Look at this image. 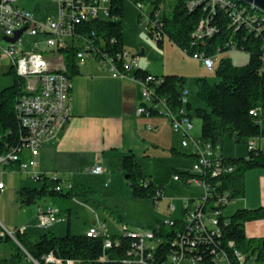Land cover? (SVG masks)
<instances>
[{"label":"trees","instance_id":"obj_1","mask_svg":"<svg viewBox=\"0 0 264 264\" xmlns=\"http://www.w3.org/2000/svg\"><path fill=\"white\" fill-rule=\"evenodd\" d=\"M126 0H109L110 12L115 18L96 19L86 22L84 30L88 37L94 38L100 54L112 56L119 67L123 59L119 56L126 49L124 43V16ZM135 5H143L148 16V33L159 47L165 39L179 46L187 54L204 53L217 55L231 49L248 53V60L243 65H235L230 58L223 56L218 60L216 74L220 80L210 83L206 77L197 79L198 94L204 106L193 108L188 101H181L182 89L187 86V77L177 73H168L156 85V94L166 96L168 105L175 111L182 107L192 118L194 114L202 120L201 139L220 142L226 137L239 143H247L250 138L264 136V17L257 9L244 5L237 0H227L226 5H216L210 0H130ZM245 10L246 19L236 20L238 10ZM139 9V20H143V11ZM257 15L253 18L252 15ZM201 24H203L201 26ZM212 29L211 32H207ZM95 34L92 35L91 32ZM65 56L67 75L79 71L76 50L73 46L59 49ZM9 72L14 75L12 85L0 89V154L11 149H18L24 144L28 130L16 110L18 96L22 93L25 79L19 77L14 67ZM150 74L138 67L136 77ZM157 76V75H156ZM255 110L256 113H252ZM152 115L158 111L150 107ZM193 155V154H192ZM223 158L235 166L233 173L219 177H210V182L217 191L229 190L235 197L245 194V174L249 169L264 167V148L248 149L246 156L232 157L223 152ZM122 171L128 175L127 182L134 197L160 198L158 190L164 185L155 183L145 175L135 153L123 156ZM182 177L196 176L191 171L178 172ZM188 175V176H187ZM39 186L22 185L17 190L21 206H29L44 197L73 198L88 197L97 194V190L85 183H69L58 176L38 173ZM215 190V192H217ZM217 197L216 193L213 196ZM210 195V198H213ZM225 208V207H224ZM223 208L217 228L196 229L189 234V223L175 218L172 226H154L156 246L152 249L154 264H160L171 253L183 251L186 257L200 260L203 264H213L215 256L225 252L231 264H241L234 250L240 249L246 256L255 255L258 264H264V238L249 236L246 223L255 219H264V206L258 208L239 207L233 212ZM59 213V212H58ZM162 220L158 219V223ZM125 223H122V225ZM0 225V230H1ZM16 229V239L9 234L0 240L12 241L14 251L10 259H0V264H20L23 255L26 264H36L29 260L30 255L38 264H56L46 261L52 253L63 262L73 260L74 264H126L137 238L126 230L111 234L113 245L106 247L101 236L75 234L68 220L66 233L59 235L47 230L37 237L26 231ZM233 245H230V242Z\"/></svg>","mask_w":264,"mask_h":264},{"label":"built area","instance_id":"obj_2","mask_svg":"<svg viewBox=\"0 0 264 264\" xmlns=\"http://www.w3.org/2000/svg\"><path fill=\"white\" fill-rule=\"evenodd\" d=\"M17 0H0V60L8 59L14 67L16 74L25 79L22 93L19 94L16 103L23 125L28 130L22 147L11 149L0 154V172L5 169L16 170L25 173L34 179L38 173L33 171L42 143L48 140L57 139L61 131L71 120V79L67 75L65 56L59 51L62 47L73 46L76 50V60L82 62L86 56L97 57L103 65H107L114 76H133L141 84V103L137 108L138 114H151L150 107L156 109L158 114L166 116L176 131H182L184 138L183 146H190L194 156L192 173L196 176L182 177L176 173V180H184L189 185L194 181L203 190V195L184 198L182 221L189 223V234L193 231L191 226L195 224L196 229L217 228L219 216L228 201H236V197L229 190L217 191L216 186L210 182V177H219L233 173L235 166L223 158V145L220 142L213 143L211 140L201 139L191 135L194 128L193 119L187 114L184 107L175 111L168 103L166 96L156 94V85L161 78L154 74L145 77H136L134 72L139 67L140 55L135 52H127L125 49L121 55L123 66L119 67L113 57L99 53L95 39L88 37L84 30L86 22L96 19L115 18L110 12L109 0H56L59 3L57 16H49L44 20H37L31 10L16 5ZM213 6L226 5L227 0H210ZM139 9H145L143 5ZM253 8V7H252ZM254 9V8H253ZM143 11V21L147 23L148 16ZM245 10H238L236 20L246 19ZM259 11V10H258ZM264 17V13L259 11ZM257 18V15H252ZM203 24H201L202 26ZM23 32L15 41L6 40L5 37H14L16 32L23 29ZM208 29L207 32H211ZM95 34L94 31L91 32ZM25 35L34 36L32 42L25 45ZM234 49V48H233ZM236 50V49H234ZM131 55V61L128 56ZM193 58L199 59L209 68L214 69L217 55H206L194 53ZM190 90L186 86L181 92V101L186 104L189 101ZM256 113L255 110H251ZM264 148V136L253 137L247 141V148ZM25 154L28 156L26 157ZM94 174H101L102 167L99 164L88 169ZM188 176V175H187ZM164 187V186H163ZM163 187L158 190L160 198L163 196ZM5 183L0 181V190H4ZM215 190L217 192H215ZM216 193L217 197L214 198ZM211 197L213 198H210ZM170 211H175V205H169ZM39 226L46 227L59 219L58 210L51 207L48 209L39 208ZM175 218L169 217L156 223L157 229L162 225L172 226ZM129 235L138 239L135 248L129 252L124 259L126 264H154L152 249L156 246L154 228L150 231L132 229L126 223L121 225ZM19 231H26L19 227ZM9 234L16 239V230L11 231L2 227L0 237ZM88 236H101L104 238V245H113L112 233L107 229L104 222L97 221L87 230ZM19 243V241H17ZM20 244V243H19ZM234 243L231 241L230 245ZM241 264H258L255 255L246 256L240 249L234 250ZM29 260H34L30 255ZM46 261L56 264H74L73 260L63 262L52 253L45 257ZM203 264L200 260L186 257L183 251L171 253L166 260L160 264ZM213 264H231L225 252L218 253Z\"/></svg>","mask_w":264,"mask_h":264},{"label":"crops","instance_id":"obj_3","mask_svg":"<svg viewBox=\"0 0 264 264\" xmlns=\"http://www.w3.org/2000/svg\"><path fill=\"white\" fill-rule=\"evenodd\" d=\"M17 1L16 5L20 7L28 10L32 8L36 9L35 6H31L30 8L21 6ZM57 11L58 10H56V13ZM32 13L37 20H44L48 17L43 16L39 18L33 11ZM32 40H30L28 45ZM165 42L166 41H164V46L162 47L164 50L166 48ZM171 43L167 45V47L174 50L182 59H185V56L181 54H186V52L176 44L172 43L171 45ZM175 46H177V49ZM138 53L140 55L139 67L151 74L163 76L168 73H177L185 75L186 77L189 75V72L183 70V66H178V64H167L163 61L160 65H154L151 61L142 56L146 53L144 48ZM224 55L225 54L222 53L218 56L215 61V66L219 58ZM189 57L191 58L188 59L192 61V69L195 71V75L205 73V69L212 70L207 68L201 60L193 58L191 55ZM77 63L79 65V71L71 77L72 118L61 131L57 139L48 140L41 144L37 163L33 171L45 173L46 175L58 176L69 183H85L96 189L98 191L97 194L88 197H76L89 199L98 196L100 193L104 195L106 188H111L113 191L117 189V187H121L122 190L126 188L125 180L127 179L121 168L123 156L127 153H135L138 162L142 166L143 172L154 182L155 179H153V175L151 173L147 175L148 172L142 164L146 160L157 157L156 154L151 152L152 148L170 150L176 155L192 157L194 162L192 148L182 145L184 135L179 131H174L166 117L161 114H138L137 108L142 101L141 84L133 76H114L110 68H108L107 65H103L95 56L85 59L82 62L77 61ZM0 66H6L9 70L11 68V63L8 59H3L0 60ZM187 87H189L188 83ZM189 102L193 105L190 97ZM192 119L194 130L196 125L193 117ZM201 125L202 120L200 119L197 124V129L200 130V134ZM200 134L197 132L195 135L199 136ZM223 152L225 153L224 144ZM25 156L27 157L28 155L25 154ZM95 164H99L102 167L103 172L101 174H94L88 170ZM5 170L1 171L0 174L4 173ZM8 170L21 173L16 170ZM260 170L259 172H262L258 175L260 192L257 195L260 203L264 204V169ZM176 171L181 172L183 170ZM0 181L4 180L0 179ZM179 181L185 185L183 179ZM112 183L116 185L114 184V186H112ZM97 184L99 185V189L96 188ZM254 189L255 188L251 187V183L246 176L245 194L243 196L248 198L250 192L254 191ZM5 190L6 184L4 190H0V192H5ZM115 191L117 193V190ZM105 196L103 198H105ZM110 196L117 197L118 194H110ZM52 198L53 200L47 201V203H49L48 205L38 206V213L39 208L45 210L51 207L58 210L59 219L54 221L52 226L47 227L49 230L60 235L61 231L65 230V228L67 229L68 220L71 223L72 230L73 200L72 198L63 197ZM106 198H108V196ZM239 200L237 198L236 201L238 202ZM96 216L93 222L87 226V229L97 221H101L106 224L109 230L106 220H102L98 214ZM8 221L9 220L4 216H0L1 227L10 230ZM63 222H67V224L65 225ZM249 223L250 222H247L246 225ZM37 224L39 225V222ZM12 225H14V229L11 231H15L19 227H24L26 231L28 229V225L26 224ZM246 231L249 236H260L262 238V236H264V219L257 220L254 224L248 225ZM109 232L116 234L111 230H109ZM250 232H254V234L250 235Z\"/></svg>","mask_w":264,"mask_h":264},{"label":"rangeland","instance_id":"obj_4","mask_svg":"<svg viewBox=\"0 0 264 264\" xmlns=\"http://www.w3.org/2000/svg\"><path fill=\"white\" fill-rule=\"evenodd\" d=\"M168 1L173 0H167V2ZM17 2L19 5L28 8L35 6L36 9L32 8L31 10L39 18H42L43 16L49 17L50 14V16H57L56 10H58L59 3L56 0H18ZM33 38L34 36L26 35L25 44L28 45L30 40ZM124 39L127 52L138 53L142 48H144L146 53L142 56L151 61L154 65H160L163 61H165L167 64H178V66H183V70L189 72V75H187V83L190 87H188L190 90L189 97L193 104V108L196 106H204V101L198 94L197 79L200 77H206L210 83H215L220 80L219 76L216 74V66H218V62L216 63L214 69H205V73L195 75V71L192 69V61H189L191 59L189 54L182 53L181 51V55L185 56V59H182V57L174 52V50L167 47V45L171 43L169 39H165V50L162 49V47H159L156 40L149 36L146 22L139 20L138 6L130 0L125 1ZM175 47L177 49V46ZM224 54L225 55L223 57L230 58L235 65H243L248 60V53L245 51L231 49L224 52ZM88 58H91V56H86V59ZM131 59L132 56L129 55L128 60L131 61ZM13 82L14 75L9 72L6 66H0V89L12 85ZM193 108L191 111L195 120L196 128L191 130V135L198 136L195 134L197 132L200 134V130L197 129V124L200 121V118L194 114ZM179 132L183 135L181 130ZM223 144L224 151L227 156L239 157L246 156L248 153L247 143L245 142H235L234 140L226 137ZM151 152L156 154L157 157L146 160L142 164L148 172L147 175H150L149 173H151L156 183H163L164 193L161 199L155 203L151 197H134L131 193V187L127 180H125L126 188L122 190L121 187H117V189H115L117 190V193L115 190H111V188H106L104 195L100 193L94 198L84 199L82 197H73L72 230L75 234L86 232L87 226L93 222V219L97 217V214L102 220H106L109 230L115 232L116 234L120 233L119 231L121 230L120 227L122 223H126L132 229L150 231L156 225L158 221L157 218L159 220L169 217L181 218L183 215V200L185 197H197L203 195L202 188L194 181H191L189 185H184L179 180L174 178L175 174L178 173L176 170L192 171V157L176 155L170 150L152 148ZM260 169H264V167L252 168L246 172L245 178L246 176L248 177L251 187L255 189L250 192L248 198L246 196H237L236 200L237 198L238 200L240 199L238 202L236 201L237 203L233 200L228 201L224 208L226 212H233L239 207L253 209L264 206V204L260 203L257 195L260 192V187L258 185V175L262 173L259 172L261 171ZM0 179H3L6 184L5 192H0V216H4L7 220H9L8 227L10 230L14 229V225L12 224H26L28 225L26 232L32 237H37L49 230L47 226L41 227L37 224L39 222L38 206L48 205L49 203H47V201H51L53 198L48 196L37 200V202L29 206H20L17 197V190L20 186L27 185L34 187L39 186L41 182L25 173L11 172L8 169L5 170L4 173L0 174ZM114 184L115 183H112V186H114ZM96 188L99 189L98 184ZM110 194H118V196L112 197ZM105 195H107L108 198H106L107 196ZM104 196L105 198H103ZM170 204L175 205V211H170ZM257 220L260 219L249 221L250 223L247 224L246 227L254 224ZM52 223L48 226H52ZM64 224L66 225L67 222ZM60 233V235L65 234L66 228ZM251 234L253 235L254 232H250V235ZM255 237L261 238L260 236ZM263 237L264 236H262V238ZM13 251L14 244L12 241L0 240V259H10ZM20 264H26L25 255H23Z\"/></svg>","mask_w":264,"mask_h":264},{"label":"water","instance_id":"obj_5","mask_svg":"<svg viewBox=\"0 0 264 264\" xmlns=\"http://www.w3.org/2000/svg\"><path fill=\"white\" fill-rule=\"evenodd\" d=\"M241 3H243L244 5H248L253 7L254 9H257L259 11H261L262 13H264V0H237ZM23 29H20L19 31L16 32L14 37H5L6 40L9 41H15L17 37L20 36V34L23 32ZM125 178H128V175H125Z\"/></svg>","mask_w":264,"mask_h":264}]
</instances>
